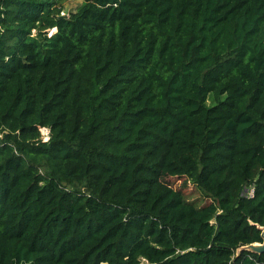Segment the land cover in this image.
Listing matches in <instances>:
<instances>
[{"label": "trees", "instance_id": "1", "mask_svg": "<svg viewBox=\"0 0 264 264\" xmlns=\"http://www.w3.org/2000/svg\"><path fill=\"white\" fill-rule=\"evenodd\" d=\"M63 1L0 0V264H264V0Z\"/></svg>", "mask_w": 264, "mask_h": 264}, {"label": "rangeland", "instance_id": "2", "mask_svg": "<svg viewBox=\"0 0 264 264\" xmlns=\"http://www.w3.org/2000/svg\"><path fill=\"white\" fill-rule=\"evenodd\" d=\"M80 5L81 2L76 0L63 1L61 3L62 6L61 14L68 15L69 13L74 12ZM207 105H211L210 100L207 102ZM41 134L44 140L48 139L47 129H41ZM162 183L168 185L172 189H176V190L180 189L189 201H194L198 206L204 205L208 202L202 197L200 192L191 183L185 181V179L166 178Z\"/></svg>", "mask_w": 264, "mask_h": 264}, {"label": "water", "instance_id": "3", "mask_svg": "<svg viewBox=\"0 0 264 264\" xmlns=\"http://www.w3.org/2000/svg\"><path fill=\"white\" fill-rule=\"evenodd\" d=\"M258 229L261 231L260 236L262 238V242L261 243L250 244V245L241 247L239 249V251L247 250V251H250L252 253H257V254H260V253L264 252V227H259L258 226Z\"/></svg>", "mask_w": 264, "mask_h": 264}, {"label": "built area", "instance_id": "4", "mask_svg": "<svg viewBox=\"0 0 264 264\" xmlns=\"http://www.w3.org/2000/svg\"><path fill=\"white\" fill-rule=\"evenodd\" d=\"M245 194L248 196V197H251L253 195V190L252 189H249L245 192Z\"/></svg>", "mask_w": 264, "mask_h": 264}, {"label": "bare ground", "instance_id": "5", "mask_svg": "<svg viewBox=\"0 0 264 264\" xmlns=\"http://www.w3.org/2000/svg\"><path fill=\"white\" fill-rule=\"evenodd\" d=\"M46 134V133H45ZM46 136V135H45Z\"/></svg>", "mask_w": 264, "mask_h": 264}]
</instances>
